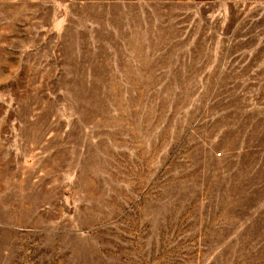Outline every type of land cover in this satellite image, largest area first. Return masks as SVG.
Returning <instances> with one entry per match:
<instances>
[{
	"label": "rangeland",
	"instance_id": "1",
	"mask_svg": "<svg viewBox=\"0 0 264 264\" xmlns=\"http://www.w3.org/2000/svg\"><path fill=\"white\" fill-rule=\"evenodd\" d=\"M0 264H264V6L0 0Z\"/></svg>",
	"mask_w": 264,
	"mask_h": 264
},
{
	"label": "built area",
	"instance_id": "2",
	"mask_svg": "<svg viewBox=\"0 0 264 264\" xmlns=\"http://www.w3.org/2000/svg\"><path fill=\"white\" fill-rule=\"evenodd\" d=\"M218 3H229V4H252L257 6H264V0H212Z\"/></svg>",
	"mask_w": 264,
	"mask_h": 264
}]
</instances>
